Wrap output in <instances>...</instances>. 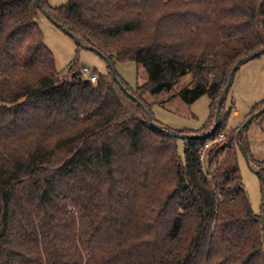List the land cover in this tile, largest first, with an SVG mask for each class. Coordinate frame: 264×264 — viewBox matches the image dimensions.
<instances>
[{"label": "trees", "instance_id": "obj_1", "mask_svg": "<svg viewBox=\"0 0 264 264\" xmlns=\"http://www.w3.org/2000/svg\"><path fill=\"white\" fill-rule=\"evenodd\" d=\"M39 3L78 46L112 67L132 61L147 80L130 90L108 67L91 83L75 60L61 79L34 0H0V264H264V210L251 208L238 150L264 177L240 139L264 113L206 151L211 172L199 159L226 128L225 100L206 135L232 67L264 50V0ZM169 93L208 97L202 133L149 125L142 108L160 124L144 96ZM174 133L198 136L182 156Z\"/></svg>", "mask_w": 264, "mask_h": 264}, {"label": "rangeland", "instance_id": "obj_2", "mask_svg": "<svg viewBox=\"0 0 264 264\" xmlns=\"http://www.w3.org/2000/svg\"><path fill=\"white\" fill-rule=\"evenodd\" d=\"M44 1L51 8H58L67 2V0ZM36 22L43 34L44 45L52 53L55 68L60 72L61 79L70 78L71 74L65 75L66 67L74 60L85 70L80 72L78 78L88 79L93 75L108 74L107 62L97 53L90 48L78 46L71 37L41 13L38 14ZM112 69L130 90H135L147 80L144 70L132 61H114ZM186 81L187 79H184L177 90L184 86ZM171 95L169 93L156 97L144 96V100L151 104L150 114L152 118L164 129L174 132L202 133L203 131L199 130L204 128L210 116L208 97L202 96L194 103L186 105L179 98L170 100ZM262 102H264V54L242 64L234 75L232 86L227 95L225 110L229 105L233 106L225 122L226 128L220 133L223 135L221 145L230 139L234 140L237 131L249 116L252 107ZM211 125L213 128L214 120H212ZM240 139H243L247 146L252 161H264V115L253 121L243 131ZM182 148V140H177L179 156H182ZM250 165L257 170L255 165ZM202 167L205 171L210 172L213 168V166L207 168L206 160L203 161ZM239 168L241 182L251 208L255 214H259L262 206V183L258 176L247 168L241 156L239 157Z\"/></svg>", "mask_w": 264, "mask_h": 264}, {"label": "water", "instance_id": "obj_3", "mask_svg": "<svg viewBox=\"0 0 264 264\" xmlns=\"http://www.w3.org/2000/svg\"><path fill=\"white\" fill-rule=\"evenodd\" d=\"M34 4H35L36 8L38 9L39 13H41L46 19H48L50 22H52L56 27L60 28V26H59L58 24H56V23L52 20L51 16H50L45 10L42 9V7H41V5H40V3H39V0H34ZM61 30H62L64 33H66L69 37H71L77 45L80 44L79 41H78V39H77L76 37H74L70 32H68L66 29L62 28ZM90 50L94 51L95 53H97V54L100 56V53L97 52L96 50H94V49H90ZM262 54H264V50H261V51L255 52V53H253V54H251V55H248V56H246V57L240 59V60H239V61H238L233 67H232V69H231V71H230L229 79H228V81H227L225 87L223 88L222 93H221V95H220V97L218 98L217 103H216V107H215V115H214V119H215V120H214L213 128H212V129L210 130V132L207 133L206 135H209L210 133H212V132H213V131L219 126V124H220V112H221V106H222V104L224 103V101H225L226 98H227V95H228V93H229V90H230V88H231V86H232V82H233L234 75H235L236 71L238 70V68H239L242 64H244V63H246V62H248V61H251V60L255 59L256 57H259V56L262 55ZM106 62H107V61H106ZM107 65H108V67H109V69H110V73H111V77H112V79H113L114 81H116V75H115V72H114L113 69H112L111 64H110L109 62H107ZM117 84H118L119 88L123 91V93L127 94V92H126L125 88L122 86V84H121L120 82H117ZM142 109H143V111H144V113H145V115H146V119H147L149 125H150L152 128L156 129V130H159V131H163V132H164L165 129H164L162 126H160V125L154 123V122L152 121L150 115L148 114V112H147L144 108H142ZM263 113H264V107H262L261 109H259V110L256 111L255 113H253L251 116H249V117L244 121V123L241 125L240 129L237 131V133H236V140H238V137H239V135H240L241 130L244 129V128H246V127H247V126H248V125H249V124H250L255 118H257L259 115H261V114H263ZM172 136H173L174 138H176V139H179V140H185V139H187V138H197V137H198V136H196V135H195V136H194V135H193V136H189V135H186V134H181V135H180V134H176V133H174ZM225 145H226V143H223V144L221 145V148H224ZM238 150H239V153H240V155H241V157H242V159H243L245 165L247 166V168H248L249 170H251L255 175H257L258 178L260 179L261 183H262V207H263V210H264V177L262 176V174L260 173L259 170L253 169V168L251 167L250 162H249V160H248V155H247V153H246V151H245V149L243 148L242 145H240V144L238 145ZM261 223H262L263 238H264V214H263L262 217H261Z\"/></svg>", "mask_w": 264, "mask_h": 264}, {"label": "built area", "instance_id": "obj_4", "mask_svg": "<svg viewBox=\"0 0 264 264\" xmlns=\"http://www.w3.org/2000/svg\"><path fill=\"white\" fill-rule=\"evenodd\" d=\"M88 81H90L91 83H94L95 82V77L94 76H90L88 79ZM222 139H223V135L220 134L218 135V137L208 143H206L199 155V159L200 161L203 163V161L205 160V157H206V151L208 149H210L213 145H221L222 143Z\"/></svg>", "mask_w": 264, "mask_h": 264}]
</instances>
